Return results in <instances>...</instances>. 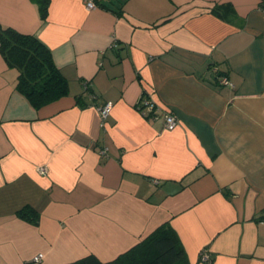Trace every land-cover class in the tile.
<instances>
[{"label": "crops", "instance_id": "0c3cea01", "mask_svg": "<svg viewBox=\"0 0 264 264\" xmlns=\"http://www.w3.org/2000/svg\"><path fill=\"white\" fill-rule=\"evenodd\" d=\"M259 4L48 0L41 18L34 0H0V24L43 42L68 83L35 109L0 53V264L109 261L163 223L188 264H264ZM90 93L113 105L103 126Z\"/></svg>", "mask_w": 264, "mask_h": 264}, {"label": "trees", "instance_id": "16d2710c", "mask_svg": "<svg viewBox=\"0 0 264 264\" xmlns=\"http://www.w3.org/2000/svg\"><path fill=\"white\" fill-rule=\"evenodd\" d=\"M34 1L44 18L48 0ZM0 53L8 67L17 71L15 88L35 109L67 94V79L54 63L50 49L36 36L0 24ZM17 215L37 222L32 207H23ZM65 264H188V259L175 230L163 223L112 260L88 255Z\"/></svg>", "mask_w": 264, "mask_h": 264}, {"label": "built area", "instance_id": "2783aa9c", "mask_svg": "<svg viewBox=\"0 0 264 264\" xmlns=\"http://www.w3.org/2000/svg\"><path fill=\"white\" fill-rule=\"evenodd\" d=\"M101 1L103 0H85V8L88 10L95 9ZM259 2H260L259 4L260 9L264 11V0H259ZM217 80L219 84L230 85V86L232 85L228 77L224 74H217ZM89 100H90V105L94 106L97 109L100 118V125L103 126L107 116L110 114L112 110L113 107L112 103L108 101L103 103L98 102L99 99L95 93H90ZM140 106H142L141 108H145L150 113H153V117H157V115L154 114V105L150 100L148 99L142 100ZM163 121L165 128L171 130L176 126L177 118L174 113L166 112L163 115ZM103 152L104 150H102V153ZM38 171L41 174H46L47 172L46 168L43 165H40L38 167ZM41 258H42V253H38L34 257V261H39ZM200 259L203 261H210L209 255L204 251L200 253Z\"/></svg>", "mask_w": 264, "mask_h": 264}]
</instances>
